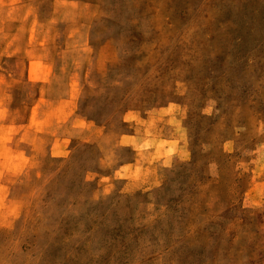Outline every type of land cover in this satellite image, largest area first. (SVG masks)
Wrapping results in <instances>:
<instances>
[{
  "label": "rangeland",
  "instance_id": "rangeland-1",
  "mask_svg": "<svg viewBox=\"0 0 264 264\" xmlns=\"http://www.w3.org/2000/svg\"><path fill=\"white\" fill-rule=\"evenodd\" d=\"M0 264H264V0H0Z\"/></svg>",
  "mask_w": 264,
  "mask_h": 264
}]
</instances>
